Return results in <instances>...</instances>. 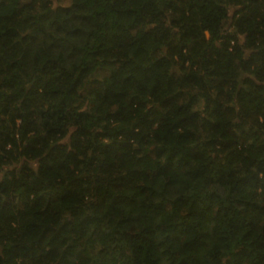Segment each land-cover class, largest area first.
Instances as JSON below:
<instances>
[{"label": "clouds", "instance_id": "clouds-1", "mask_svg": "<svg viewBox=\"0 0 264 264\" xmlns=\"http://www.w3.org/2000/svg\"><path fill=\"white\" fill-rule=\"evenodd\" d=\"M0 264H264V0H0Z\"/></svg>", "mask_w": 264, "mask_h": 264}, {"label": "trees", "instance_id": "trees-1", "mask_svg": "<svg viewBox=\"0 0 264 264\" xmlns=\"http://www.w3.org/2000/svg\"><path fill=\"white\" fill-rule=\"evenodd\" d=\"M167 103V102H166ZM117 115V118H119V114H116ZM166 167H168V166H166ZM65 195H67V194H65Z\"/></svg>", "mask_w": 264, "mask_h": 264}]
</instances>
